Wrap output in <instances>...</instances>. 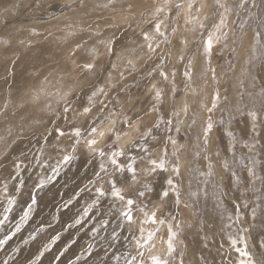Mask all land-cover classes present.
Wrapping results in <instances>:
<instances>
[{"label": "rangeland", "instance_id": "obj_1", "mask_svg": "<svg viewBox=\"0 0 264 264\" xmlns=\"http://www.w3.org/2000/svg\"><path fill=\"white\" fill-rule=\"evenodd\" d=\"M205 1L0 0V264H264V0Z\"/></svg>", "mask_w": 264, "mask_h": 264}, {"label": "bare ground", "instance_id": "obj_2", "mask_svg": "<svg viewBox=\"0 0 264 264\" xmlns=\"http://www.w3.org/2000/svg\"><path fill=\"white\" fill-rule=\"evenodd\" d=\"M204 1H205V0H202V2H204ZM205 2H206V1H205ZM205 2H204V3H205ZM210 3H211V2H210ZM138 4H139V3H138ZM188 5H190V4H188ZM188 5H187V6H188ZM184 6H185V5H184ZM187 6L184 7V8H185V11H187ZM200 11H201V9L199 10V12H200ZM183 12H184V11H183ZM190 12H191V11H190ZM199 12H198V13H199ZM183 14H184V13H183ZM200 14H201V13H200ZM185 15H186V14H185ZM201 15H202V14H201ZM202 16H203V15H202ZM185 18H186V17H185ZM77 26H78V25H77ZM77 26H76V27H77ZM189 29H190V28H189ZM27 30H28V29H27ZM199 50H200V49H199ZM193 64H194V63L192 62V65H193ZM195 67H196V66H195ZM194 69H195V68H193V70H194ZM191 72H192V71H191ZM194 72H195V70H194ZM154 85H155V84H154ZM204 111H205V110H204ZM124 141H125V140H124ZM121 142H122V141H121ZM125 142H126V141H125ZM122 148H123V147H122Z\"/></svg>", "mask_w": 264, "mask_h": 264}, {"label": "snow or ice", "instance_id": "obj_3", "mask_svg": "<svg viewBox=\"0 0 264 264\" xmlns=\"http://www.w3.org/2000/svg\"><path fill=\"white\" fill-rule=\"evenodd\" d=\"M33 202H35V197H33Z\"/></svg>", "mask_w": 264, "mask_h": 264}]
</instances>
